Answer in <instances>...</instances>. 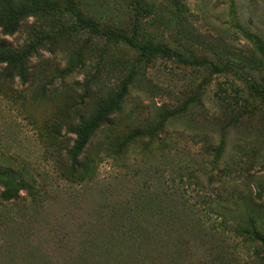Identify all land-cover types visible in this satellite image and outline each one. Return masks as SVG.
Instances as JSON below:
<instances>
[{"label": "rangeland", "instance_id": "1", "mask_svg": "<svg viewBox=\"0 0 264 264\" xmlns=\"http://www.w3.org/2000/svg\"><path fill=\"white\" fill-rule=\"evenodd\" d=\"M33 1L0 28L46 40L30 79L0 63V264H262L220 213L264 195V0H73L92 26ZM132 73L74 162L70 128Z\"/></svg>", "mask_w": 264, "mask_h": 264}, {"label": "trees", "instance_id": "2", "mask_svg": "<svg viewBox=\"0 0 264 264\" xmlns=\"http://www.w3.org/2000/svg\"><path fill=\"white\" fill-rule=\"evenodd\" d=\"M63 1L67 5L68 13L75 16L82 26L91 25L90 21L84 20L81 16L74 6L73 0ZM38 11L43 10L33 0H0V28L2 33L5 36L16 33L22 26V21ZM45 41L43 38L35 36L24 45L13 46L6 37H0V63H5L7 68L17 71L20 78L30 79V59L33 55L40 54L39 49L43 47ZM130 43L134 47H138L142 54L147 56L180 57L179 53L164 45L146 43L139 46L133 41ZM133 74H130L123 81L115 98L110 99L109 103L97 110L92 116L81 119L79 123L70 128V131L76 135V142L71 150V157L74 162L78 161L79 155L85 150L90 139L100 129L107 117L120 107L129 93ZM251 89L253 93L264 98V86L251 83ZM178 112L180 109L172 110L166 114V117L173 116ZM239 197L241 196H237L235 200H230L223 206L225 212L220 213V225L227 231L234 233L236 237L241 238L249 248H253L260 262L264 264V195L262 191H259L253 195L250 193L244 199Z\"/></svg>", "mask_w": 264, "mask_h": 264}]
</instances>
